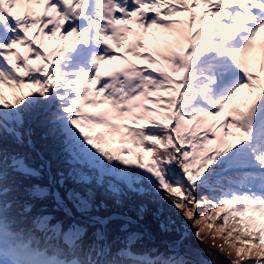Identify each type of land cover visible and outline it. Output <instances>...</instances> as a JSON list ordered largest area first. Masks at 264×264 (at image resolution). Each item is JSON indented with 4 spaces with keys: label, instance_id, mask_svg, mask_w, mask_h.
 Here are the masks:
<instances>
[{
    "label": "snow or ice",
    "instance_id": "6c2138e0",
    "mask_svg": "<svg viewBox=\"0 0 264 264\" xmlns=\"http://www.w3.org/2000/svg\"><path fill=\"white\" fill-rule=\"evenodd\" d=\"M0 264H264V0H0Z\"/></svg>",
    "mask_w": 264,
    "mask_h": 264
},
{
    "label": "bare ground",
    "instance_id": "6f19581e",
    "mask_svg": "<svg viewBox=\"0 0 264 264\" xmlns=\"http://www.w3.org/2000/svg\"><path fill=\"white\" fill-rule=\"evenodd\" d=\"M130 38H131V34H130ZM58 42H59V43H66V41H63V42L55 41V40L52 41V43H54V44H55V43H58ZM105 67H108V65H105ZM254 67H258V65H254Z\"/></svg>",
    "mask_w": 264,
    "mask_h": 264
},
{
    "label": "rangeland",
    "instance_id": "374dc122",
    "mask_svg": "<svg viewBox=\"0 0 264 264\" xmlns=\"http://www.w3.org/2000/svg\"><path fill=\"white\" fill-rule=\"evenodd\" d=\"M7 91V90H6Z\"/></svg>",
    "mask_w": 264,
    "mask_h": 264
}]
</instances>
